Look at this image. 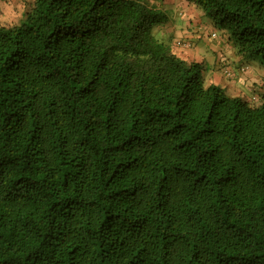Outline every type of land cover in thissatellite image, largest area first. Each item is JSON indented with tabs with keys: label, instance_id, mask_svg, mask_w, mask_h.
<instances>
[{
	"label": "trees",
	"instance_id": "1",
	"mask_svg": "<svg viewBox=\"0 0 264 264\" xmlns=\"http://www.w3.org/2000/svg\"><path fill=\"white\" fill-rule=\"evenodd\" d=\"M160 1L0 24V264H264V87L208 84ZM187 1L264 69V0Z\"/></svg>",
	"mask_w": 264,
	"mask_h": 264
},
{
	"label": "crops",
	"instance_id": "2",
	"mask_svg": "<svg viewBox=\"0 0 264 264\" xmlns=\"http://www.w3.org/2000/svg\"><path fill=\"white\" fill-rule=\"evenodd\" d=\"M19 1L21 3L23 2V0ZM1 2L2 1L0 0V3ZM163 4L165 9L171 15V23L168 24V29L166 28L165 31H167L168 34L174 35L173 44L177 41L190 44V47L188 48H180L172 44L175 53L182 60L189 63H205L210 73L208 76L209 84H215L224 90H228L232 93V96L236 97L245 96L246 91H260V88L264 87L263 83L260 84V79H257L259 75L256 76L254 73L252 74V77H250V73L248 75L250 78L249 80L253 81L252 83L255 85L254 87L249 88L246 84L243 85L244 82L240 81L241 83L239 84V76L227 77L223 71H219L217 67L218 63L219 65L225 63L223 62L225 60L223 57H225V55L227 56V53H233L232 46L224 40H220L217 36L211 37L214 40L211 41V43L209 40L205 39L202 31L203 29H210V25L196 7L191 5L187 0H163ZM195 17L199 19L195 20ZM170 28H172V30ZM206 33L211 35L213 30L210 29V31H206ZM212 62V66H208ZM239 67L234 72H237ZM210 70L212 71L210 72Z\"/></svg>",
	"mask_w": 264,
	"mask_h": 264
},
{
	"label": "rangeland",
	"instance_id": "3",
	"mask_svg": "<svg viewBox=\"0 0 264 264\" xmlns=\"http://www.w3.org/2000/svg\"><path fill=\"white\" fill-rule=\"evenodd\" d=\"M2 2L0 3V16H5L6 12H7V7H11L12 12H19L20 8L23 7L22 3L17 0V1H13V0H1ZM151 2L154 3H159L158 1L160 0H150ZM163 3V0H161ZM184 1V0H183ZM7 6V7H6ZM20 19V18H19ZM19 19L13 18L10 14L8 15L7 19L0 21V24H4V25H13L16 24L18 22ZM199 19V18H198ZM195 17V20H198ZM206 20V18H205ZM167 29H168V25H167ZM172 30V28H170ZM210 29L213 30V32L215 33V35L217 36V38H219L220 40H224V34L218 30L215 29L213 27L210 26ZM210 29H203L202 33L204 34L205 39L209 40V42L211 43V41H214L210 35H208L207 32L210 31ZM211 56V55H210ZM225 60L223 62L227 63L226 66H222L219 65L218 63V69L219 71H228L230 72L232 75L236 72H234L235 70L238 69L239 66H242V69H245L244 71L241 72V74H237V76H239V84L241 82H244L243 85H247V87L249 86V88L254 87L255 85L252 83L253 81L249 80L250 78L248 77L249 73L251 74L250 77H252V74L254 73L256 76H258L257 79H260L259 82L260 84L263 83L264 77H263V70L258 63L256 62H250V63H241L238 59H236L235 55H234V51L233 53H227V56L225 55V57H223ZM213 62L208 65V66H212ZM242 64V65H241ZM237 66V67H236ZM221 67V69H220ZM212 70H210L211 72ZM238 73V71H237ZM209 70L207 72L206 75V82L209 84L208 82V76H209ZM247 75V76H246ZM245 77V78H244ZM244 78V80H243ZM241 81V82H240ZM248 82V83H247ZM246 87V88H247ZM226 93L230 96H232V93L228 90H225ZM256 92V91H255ZM253 93L251 91H246L245 96L248 98H252ZM244 96V97H245Z\"/></svg>",
	"mask_w": 264,
	"mask_h": 264
},
{
	"label": "clouds",
	"instance_id": "4",
	"mask_svg": "<svg viewBox=\"0 0 264 264\" xmlns=\"http://www.w3.org/2000/svg\"><path fill=\"white\" fill-rule=\"evenodd\" d=\"M6 7H7V6H6ZM23 11H24L23 7L20 8V10H19L18 13H17V12H12L11 7H7V12H6L5 16H0V21H3V20H5V19H7V17H8L9 14H10L13 18L19 19V18L22 17ZM213 33H214V32H213ZM213 33H212V34H213ZM212 34H211V35H212ZM214 34H215V33H214ZM211 35H210V36H211ZM174 45H175V43H174Z\"/></svg>",
	"mask_w": 264,
	"mask_h": 264
},
{
	"label": "built area",
	"instance_id": "5",
	"mask_svg": "<svg viewBox=\"0 0 264 264\" xmlns=\"http://www.w3.org/2000/svg\"><path fill=\"white\" fill-rule=\"evenodd\" d=\"M211 37H216V35L213 33L212 35H211ZM175 46L176 47H180V48H188V47H190V44H188V43H184V42H181V41H177L176 43H175ZM245 69H242V71H244ZM224 72V74L226 75V76H230L231 75V73L230 72H228V71H223Z\"/></svg>",
	"mask_w": 264,
	"mask_h": 264
}]
</instances>
